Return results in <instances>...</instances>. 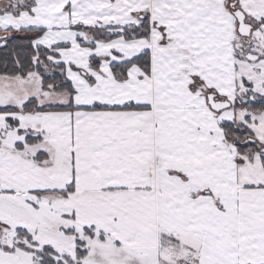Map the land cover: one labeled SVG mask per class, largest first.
I'll list each match as a JSON object with an SVG mask.
<instances>
[{"label": "snow or ice", "instance_id": "snow-or-ice-1", "mask_svg": "<svg viewBox=\"0 0 264 264\" xmlns=\"http://www.w3.org/2000/svg\"><path fill=\"white\" fill-rule=\"evenodd\" d=\"M0 264H264V0H0Z\"/></svg>", "mask_w": 264, "mask_h": 264}]
</instances>
